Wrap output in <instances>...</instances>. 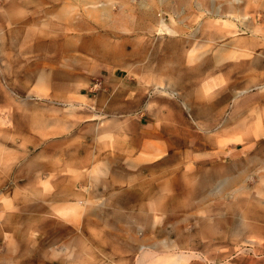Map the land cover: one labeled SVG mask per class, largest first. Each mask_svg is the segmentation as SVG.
<instances>
[{"label": "rangeland", "instance_id": "rangeland-1", "mask_svg": "<svg viewBox=\"0 0 264 264\" xmlns=\"http://www.w3.org/2000/svg\"><path fill=\"white\" fill-rule=\"evenodd\" d=\"M100 2L107 3L111 14L95 19L87 13L91 5H78L73 0H0V264H65L51 255L59 252L60 257L67 256L68 246L82 238L92 250L89 257L92 264H264V245H257L264 244V165L258 158L247 163V176L234 184L225 200L217 201L212 196L211 201L199 207L204 214H173L168 204L178 202L184 193L181 182L167 180L163 185L165 207L162 211L168 215L158 216L160 221L151 223L145 231L136 232L118 222L115 211L105 208L108 200L105 195L97 200L98 207L96 204L85 207L83 215L66 222H62L52 208H47L43 214H35L36 208L30 210L32 214L22 213L18 217L25 224L20 227L18 240L12 243L7 239L11 234L8 225L1 221L5 214L4 203L20 189L42 191L53 187L56 193L70 190L78 194L80 204L85 206L88 199L96 196L91 180L94 166L101 159H93V154L98 157L102 150V156H109L114 145L117 164L129 172L131 158L123 153L126 146L129 149L127 141L120 135L116 139L104 135L120 130L115 125L121 120L116 111L125 106L123 91L129 89L131 105L139 110L133 114L135 119H131V127L140 129L135 122L145 118L144 130L149 126L160 129L163 137L155 145L174 151L168 155L179 161V168H174L177 176L187 175L189 180L191 170L197 174L209 169L210 177L215 179L211 190L216 193L224 183V178L219 177L223 172L228 171L230 175L239 167L244 168L248 159L264 155V0ZM103 4L97 6L101 8ZM229 5L232 6L231 14L222 16V8H229ZM65 7L70 10L69 17L60 20L59 11ZM5 10L13 13L12 16H7ZM157 14L158 17L154 16ZM158 18L165 21L172 33L161 35L157 32L160 28ZM137 20H146L147 27L139 26ZM49 30L57 45L51 47L50 52L43 47L35 49L36 44L49 41L46 39ZM18 34H21L19 40ZM65 41L68 46L63 44ZM70 43L76 47H71ZM171 43L177 44V55L169 46ZM217 49L235 53L184 86L168 89V95L156 90V84L163 88L173 85L169 76L187 67L190 57ZM19 52L29 55L22 53L19 58ZM42 69L52 74L49 90L38 79L43 74ZM113 74L118 82L109 84ZM101 95L103 103L107 104L106 110L111 111L87 113L84 103L78 100L80 96L89 97L100 106ZM210 104L216 109L204 115L201 109ZM240 106L245 109L237 112ZM152 111L157 114L149 119L147 115ZM172 126L179 127L178 133ZM44 132L47 133L46 141ZM203 143L209 145V150H219V155L199 157L186 152ZM187 161L188 166L184 167ZM143 173L145 176L146 171ZM132 186L139 191L141 188L140 193L135 192L137 198L146 196L147 183L138 181ZM129 187V184L125 186ZM98 197L102 196L97 194ZM220 202L227 205L222 215ZM236 203L248 214L246 218L252 226L240 224L241 208ZM207 217L217 220L216 230L203 237L179 238L185 233L191 235L197 221ZM27 228L28 236L22 237ZM254 240L256 244L251 242Z\"/></svg>", "mask_w": 264, "mask_h": 264}, {"label": "bare ground", "instance_id": "bare-ground-1", "mask_svg": "<svg viewBox=\"0 0 264 264\" xmlns=\"http://www.w3.org/2000/svg\"><path fill=\"white\" fill-rule=\"evenodd\" d=\"M17 1V0H16ZM24 1V0H21ZM70 1V0H69ZM164 1V0H163ZM235 1H239V0H235ZM73 2H75L78 5H91L90 8L87 9V13L89 16L94 17L95 19H98L99 17H102L103 15H109L110 13V8L107 6V3L104 5L103 3L100 2V0H73ZM103 2V1H102ZM166 2V1H165ZM169 2V1H168ZM190 3V2H189ZM188 3V4H189ZM227 3V2H226ZM99 4H103V6L100 8L97 5ZM135 5V4H134ZM157 5V4H156ZM155 5V6H156ZM153 6V5H152ZM196 5H194L195 7ZM188 7V6H187ZM216 7V6H215ZM222 7V6H221ZM198 8V7H197ZM196 8V9H197ZM232 8V6L229 5V8L226 6H224L222 9H224L222 12V16L223 15H228L231 11H229V9ZM155 9V8H154ZM189 9V8H188ZM195 9V10H196ZM144 10V9H143ZM154 11V10H153ZM164 11V10H163ZM175 11V10H174ZM243 11V10H242ZM5 14L12 16L13 13H11L8 10L4 11ZM239 12V11H238ZM244 12V11H243ZM113 13V12H112ZM215 13H219L218 11H215ZM221 13V12H220ZM4 14V13H3ZM70 14V10L69 8L65 7V8H61L59 11V16L61 17L60 20H67V18L69 17ZM153 14V13H152ZM214 14V13H213ZM231 14V13H230ZM162 15V14H161ZM219 15V14H217ZM73 16V15H72ZM103 16V17H104ZM158 17L157 15H154ZM167 16V15H166ZM215 16V15H214ZM213 16V17H214ZM50 17V16H49ZM14 18V16L12 17ZM57 18V17H56ZM109 18V16H108ZM162 18V17H161ZM161 18H158V24L160 25L159 30L157 31L159 34L161 35H167L172 33V30L170 28H168V26L166 25L165 21ZM188 18V17H187ZM210 18V17H209ZM234 18V17H233ZM240 18V17H239ZM238 18V19H239ZM49 19V18H48ZM77 19V18H76ZM190 19V18H189ZM188 19V20H189ZM205 19V18H204ZM212 19V18H211ZM253 19V18H252ZM169 20V19H168ZM216 20V19H215ZM228 20V19H227ZM262 20V19H261ZM264 20V19H263ZM14 21V20H13ZM12 21V22H13ZM19 21V20H18ZM47 21V20H46ZM53 21V19L51 20ZM59 21V20H58ZM75 21V20H74ZM89 21V20H88ZM204 21V20H202ZM236 21V19H235ZM65 22V21H64ZM90 22V21H89ZM226 22V20H225ZM238 22V21H237ZM45 23V22H44ZM58 23V22H57ZM68 23V22H66ZM203 23V22H202ZM201 23V24H202ZM261 23V22H260ZM93 24V23H92ZM112 24V23H111ZM134 24V23H133ZM137 24L139 26L142 27H147L148 23L146 20H137ZM175 24V21H174ZM200 24V23H199ZM251 24V23H250ZM51 25V24H50ZM114 25V23H113ZM112 25V26H113ZM211 25V24H210ZM216 25V24H215ZM43 26V25H42ZM238 26V25H237ZM107 27V26H106ZM105 27V28H106ZM201 27V26H200ZM212 27V26H211ZM72 28V27H71ZM70 28V29H71ZM76 28V27H75ZM132 28V27H131ZM215 28V27H214ZM77 29V28H76ZM115 29V28H114ZM124 29V28H123ZM239 29V28H238ZM75 30V29H74ZM202 30V29H200ZM213 30V29H212ZM109 31V30H108ZM207 31V30H206ZM241 31V30H240ZM253 31V30H252ZM2 32V31H1ZM197 32V31H196ZM199 32V31H198ZM222 32V31H221ZM108 33V32H106ZM142 33V32H141ZM224 33V31H223ZM227 33V32H226ZM72 34V33H71ZM77 34V33H76ZM112 34V33H111ZM140 34V33H139ZM158 34V35H159ZM197 34V33H196ZM199 34V33H198ZM114 35V34H113ZM143 35V34H142ZM147 35V33H146ZM233 35V34H231ZM155 36V35H154ZM246 36V35H245ZM254 36V35H253ZM66 37V36H65ZM98 37V36H97ZM114 37V36H113ZM133 37V36H132ZM196 37V36H195ZM248 37V36H246ZM255 37V36H254ZM164 38V37H163ZM193 38V37H192ZM241 38V37H240ZM25 39V38H24ZM68 39V38H67ZM73 39V38H72ZM84 39V38H83ZM260 39V38H259ZM188 40V39H187ZM79 41V40H78ZM24 42V41H23ZM93 42V41H92ZM253 44V41H251ZM95 43V42H94ZM124 43V42H123ZM129 43V42H128ZM127 43V45H128ZM216 43V42H215ZM256 43V42H255ZM254 43V46H255ZM264 43V42H263ZM27 44V43H26ZM90 44V43H89ZM105 44V43H104ZM126 44V43H125ZM226 44V43H225ZM258 44V43H257ZM24 45V44H23ZM39 45V44H38ZM44 45V44H43ZM46 45V44H45ZM65 46H68V43L65 41L64 42ZM74 43H70V46H74ZM124 45V44H122ZM199 45V44H198ZM251 45V44H250ZM259 45V44H258ZM37 46V45H36ZM42 48V44L40 45ZM53 46V45H52ZM87 46V45H86ZM93 46V45H92ZM95 46V45H94ZM109 46V45H108ZM169 46L176 50L175 55H177V53H179V48L177 46V44L175 43H171L169 44ZM229 46V45H227ZM261 46V45H260ZM24 47V46H23ZM45 47V46H44ZM76 47V45H75ZM78 47V46H77ZM83 47V45H82ZM126 47V46H125ZM133 47V46H132ZM200 47V46H199ZM203 47V46H202ZM232 47V46H231ZM251 47V46H250ZM253 47V46H252ZM258 47V46H256ZM37 48V47H36ZM90 48V47H89ZM98 48V46H97ZM131 48V47H129ZM142 48V47H141ZM230 48V47H229ZM261 48V47H260ZM39 49V48H38ZM78 49V48H77ZM113 49V48H112ZM133 49V48H132ZM166 49V48H165ZM202 49V48H200ZM211 49V48H210ZM240 49V48H239ZM255 49V48H254ZM253 49V50H254ZM41 50V49H40ZM65 50V49H64ZM86 50V49H85ZM89 50V49H88ZM87 50V51H88ZM230 50V49H229ZM83 51V50H82ZM94 51V50H93ZM119 51V50H118ZM121 51V50H120ZM119 51V52H120ZM240 51V50H239ZM243 51V50H242ZM256 51V50H255ZM33 52V51H32ZM111 52V51H109ZM137 52V51H135ZM246 52V51H245ZM86 53V52H84ZM107 53V51H106ZM139 53V51L137 52ZM136 53V54H137ZM235 53V52H234ZM232 53V51H226V50H222V49H217L215 51H210L207 52L205 55H200V56H196V57H190V61H189V65L187 67L181 68L176 70V72L172 73L171 76H169V80L173 85H169L168 88H163L162 86H157L156 85V90L159 91V93L163 94V95H168V89H172L173 87H178V86H184L186 83H188L193 77H196L197 75L207 71L212 65L216 64V63H220L223 60H226ZM28 54V53H27ZM92 54V51L91 53ZM89 54V55H90ZM111 54V53H110ZM132 54V53H131ZM203 54V53H202ZM237 54V53H236ZM264 54V53H263ZM70 55V54H69ZM107 55V54H106ZM127 55V54H126ZM130 55V54H129ZM152 55V54H151ZM102 56V55H101ZM113 56V55H112ZM233 56V55H231ZM33 57V56H32ZM74 57V56H73ZM80 57V56H79ZM108 57V56H107ZM135 57V56H134ZM170 57V56H169ZM177 57V56H176ZM31 58V57H30ZM38 58V57H37ZM43 58V57H42ZM112 57L110 56L109 59H111ZM127 58V57H126ZM130 58V57H129ZM172 58V57H171ZM230 58V57H229ZM116 59V58H115ZM124 59V58H121ZM177 59V58H174ZM240 59V58H239ZM37 60V59H36ZM173 60V58H172ZM69 61V60H68ZM139 61V60H138ZM137 61V62H138ZM235 61V60H234ZM261 61V60H260ZM70 62V61H69ZM172 62V61H171ZM230 62V61H229ZM264 62V61H263ZM126 63V62H125ZM174 63V62H173ZM64 64V63H63ZM68 64V63H67ZM113 64V63H112ZM176 65V64H175ZM252 66H256L257 64H251ZM261 65V64H260ZM259 65V66H260ZM1 66V65H0ZM117 66V65H116ZM78 67V66H77ZM76 67V68H77ZM3 68V66H2ZM49 68V67H48ZM59 68V67H58ZM63 69V68H62ZM138 69V68H137ZM43 70V69H42ZM66 70V69H65ZM67 71V70H66ZM71 71V70H69ZM74 72V71H73ZM65 73V72H64ZM72 73V72H71ZM127 73V72H126ZM62 74V73H61ZM125 74V73H124ZM123 74V75H124ZM41 75V74H40ZM64 75V74H63ZM72 75V74H71ZM120 76V75H119ZM135 77V76H134ZM140 77V76H139ZM53 78V77H52ZM4 79V78H3ZM39 81L41 83V85L47 87L50 86V81H51V75L47 74V73H43L39 78ZM221 79V78H220ZM4 81H6L4 79ZM6 83V82H5ZM53 83V80H52ZM206 83V82H205ZM112 84V83H111ZM133 84V83H132ZM205 85V84H204ZM210 85V83H209ZM219 85V84H218ZM52 87V86H51ZM34 89V88H33ZM32 89V90H33ZM84 89V88H83ZM166 89V90H165ZM117 91V90H116ZM51 92V91H50ZM107 92V91H106ZM83 93V92H82ZM242 93V92H241ZM35 94V92H34ZM113 94V93H112ZM211 94V93H210ZM238 94V93H237ZM247 94V93H246ZM50 95V94H49ZM171 95V94H170ZM240 95V94H238ZM31 96V95H30ZM43 96V95H42ZM45 96V95H44ZM43 96V97H44ZM237 99V98H236ZM41 100V99H39ZM183 100V99H182ZM23 101V100H22ZM35 101V100H34ZM71 101V100H70ZM89 101V100H88ZM25 102V100H24ZM190 103V102H188ZM24 104V103H23ZM27 104V103H26ZM25 104V105H26ZM61 105V104H60ZM186 105V104H185ZM258 105V104H257ZM24 106V105H23ZM256 106V105H255ZM254 106V108H255ZM12 107V104H11ZM70 107V106H69ZM74 107V106H73ZM185 107V106H184ZM216 106H214V104H210L208 106H205L201 109L202 113L204 115L209 114L212 110H215ZM258 107V106H257ZM65 108V107H64ZM145 108V107H144ZM186 108V107H185ZM188 108V107H187ZM233 108V107H232ZM72 109V108H71ZM191 109V108H190ZM19 110V109H17ZM74 110V109H73ZM256 110V109H255ZM258 110V109H257ZM67 111V110H66ZM261 111V110H260ZM20 112V111H19ZM22 112V111H21ZM77 112V111H76ZM262 112V111H261ZM250 113V112H249ZM260 113V112H259ZM147 114V113H146ZM115 115V114H114ZM240 115V114H239ZM257 115V114H256ZM71 117V116H70ZM101 119V118H100ZM105 119V118H104ZM137 119V118H136ZM66 121V120H65ZM64 121V122H65ZM138 121V120H137ZM226 121V120H225ZM141 122V121H140ZM225 123V122H224ZM234 123V122H233ZM202 125L205 126V124L201 123ZM144 125V124H143ZM146 125V124H145ZM144 125V126H145ZM6 126V125H5ZM99 126V125H98ZM257 127V126H256ZM264 127V126H263ZM140 128V127H139ZM259 128V127H258ZM202 131V129H200ZM258 130V129H257ZM260 131V130H259ZM201 133V132H200ZM260 133V132H259ZM264 133V132H263ZM117 137V136H116ZM114 137V138H116ZM111 138V137H109ZM122 138V137H121ZM125 139V138H123ZM122 139V140H123ZM58 142V141H57ZM100 143V142H99ZM249 145V144H248ZM202 147H205L206 145H200ZM247 146V145H246ZM219 147V146H218ZM113 148V147H112ZM220 148V147H219ZM247 148V147H246ZM245 148V149H246ZM203 151H205V149H203ZM243 151V150H242ZM114 152V151H113ZM235 152V151H234ZM204 154V153H203ZM202 154V155H203ZM227 154V153H226ZM231 154V153H230ZM149 155V154H148ZM200 155V154H199ZM198 155V156H199ZM201 155V156H202ZM205 155V154H204ZM194 156V155H193ZM203 157V156H202ZM256 158H258V160L262 161V163H264V155H258V157H254V158H250L247 160L245 167H239V169H237V171L234 174L228 175L226 182L223 184V186H221V190L213 193L211 190V186L215 185L213 184V178H209L206 174L205 177L201 179L196 180V176H193V179L187 183L185 190L187 191V199L185 200L186 202H182L180 203L178 206L176 205L175 208L177 209L179 208H186V207H191L192 209H195L193 207H195L198 204V201L206 198L208 196H216V198L218 197H223L224 194H229L232 191V188L234 187V184H236V182H238L239 180H241V178L247 176V167L248 164L253 160H256ZM56 159V158H55ZM62 159V158H61ZM207 159V158H206ZM209 159V158H208ZM231 159V158H230ZM66 161V160H65ZM120 161V160H119ZM224 161V160H223ZM28 162V161H27ZM64 162V161H63ZM116 162V161H115ZM118 162V161H117ZM132 163V162H131ZM136 163V162H135ZM138 163V162H137ZM142 163V162H141ZM201 163V162H200ZM231 163V162H230ZM64 164V163H63ZM130 164V163H129ZM67 165V164H66ZM148 165V164H147ZM22 166V165H21ZM26 166V165H25ZM63 166V165H62ZM244 166V165H243ZM125 167V166H124ZM215 166H213L214 168ZM217 167V166H216ZM222 170V169H221ZM236 170V168L234 169ZM199 172H201L199 170ZM206 172V171H205ZM33 173V172H32ZM31 173V174H32ZM252 173V172H251ZM95 178L93 179L94 181H92L93 184V189H94V193H96L95 195L97 196V194L100 195H107V196H111L113 199L112 204L110 203V205H105V208H112L115 211V215L117 216V221L122 223L124 226L126 227H131L134 231H145L146 229H148V227H150L151 222L153 223H158V221H160L159 219H157L155 216L156 213L152 212V215L154 216V218H152V221L150 220L151 218H149L148 214L146 212H144L143 208H139V207H135V208H125L127 205V196H126V190L125 189H118L117 186H124L126 181L129 179V176L124 172V170L122 168L119 167V165H116V163H114L113 160H106L105 162L101 163L100 165L96 166L94 172L92 173ZM71 176V175H69ZM84 176V175H83ZM74 178V177H73ZM83 178V177H82ZM23 181V180H22ZM84 181V180H83ZM256 181V180H255ZM71 182V181H70ZM69 182V183H70ZM48 183V182H47ZM82 183V182H81ZM215 183V182H214ZM222 183V181H221ZM74 184V183H73ZM140 184V183H139ZM255 184V182H254ZM71 185V184H68ZM47 186V185H46ZM75 186V185H74ZM217 186V185H216ZM44 187V186H43ZM238 187V186H237ZM73 188V187H72ZM79 188V187H78ZM215 188V187H214ZM65 190V189H64ZM76 191V190H75ZM143 191V190H142ZM76 193L74 192H70L69 190L66 192H59L56 193L55 192V188L53 187H49L47 188V190L44 188V190L42 191H35L34 189H30V188H24V189H20L14 196L12 197H8L5 200V214H2L1 216V221L3 224H7L8 228L7 230H9L10 232V236H7V239L10 241L15 242L18 240V234L21 232L20 227L24 226L25 221L21 220L18 216L22 213H26V214H32V212L30 211L31 209L36 208V211L34 212L35 214H43L44 212H46V210H48L47 208H52L56 214H58L59 216H61V221L62 222H66L67 220H69V218L72 217H77L79 215H82L84 213V208L87 207H92L94 206L93 204V199H88L85 202V206H83L82 204H80V202H70L65 200L67 198V196H75ZM240 194V193H239ZM66 196V197H64ZM218 196V197H217ZM243 197V196H242ZM73 198V197H72ZM215 198V197H214ZM70 199V198H69ZM212 199V198H211ZM242 199V198H241ZM263 199V197L261 198ZM207 200V199H206ZM213 201V200H212ZM205 202V200H204ZM210 203V202H209ZM152 206V205H151ZM236 206L241 208L240 204L236 203ZM248 206V205H246ZM204 207V206H203ZM211 207V206H210ZM245 207V206H244ZM237 208V207H236ZM235 208V209H236ZM202 209V208H201ZM243 209L241 208V213H240V224H243L244 226H252L251 222H249V220L246 218V212L242 211ZM198 212V211H197ZM235 212H237L235 210ZM238 214V213H237ZM236 215V214H235ZM152 216V217H153ZM48 217V216H47ZM208 218V217H207ZM205 219V218H202ZM82 221V220H81ZM27 222V221H26ZM1 223V222H0ZM23 228V227H22ZM191 228V227H190ZM217 229V220L215 219H207L206 221H197V226L193 229V231H191V235L190 234H182L179 236V238L182 237H189V238H195V237H203L205 236V234L211 232L212 230H216ZM192 230V229H191ZM24 232V236L22 237H27L29 234V228H27L26 230L23 231ZM137 235V234H136ZM135 235V236H136ZM175 235V234H174ZM154 236V235H153ZM6 237V236H5ZM144 237V236H143ZM150 237V236H149ZM153 238V237H152ZM147 239V237H146ZM74 241H78L75 245H69L68 246V255L67 256H63L60 257L59 256V252L52 254L51 257H54V260H57L60 263H65V264H92L91 260L89 259V257L92 255L91 252L92 250L90 248H88L87 246V242L84 238L77 240L75 239ZM146 241V240H145ZM254 242L255 244L257 243L255 240L251 241ZM257 245H261L263 246V243H258ZM66 247V245H64ZM157 247V246H156ZM245 247V246H244ZM14 248V246L12 245V249ZM222 248V247H221ZM226 248V247H225ZM1 249V248H0ZM143 250L142 247H140V250ZM229 249V248H228ZM242 249V248H241ZM14 250V249H13ZM251 250V249H250ZM121 251V250H120ZM134 251V250H133ZM144 251V250H143ZM214 251V250H213ZM242 251V250H241ZM240 251V252H241ZM54 252V251H53ZM52 252V253H53ZM2 253V251H1ZM122 253V252H121ZM146 254H149L146 252ZM156 253H154L155 255ZM150 255V254H149ZM153 255V256H154ZM160 255V254H159ZM166 255V254H165ZM199 255V254H198ZM208 255V254H207ZM206 255V256H207ZM145 257L147 255H144ZM164 256V255H163ZM232 256V255H231ZM52 257V258H53ZM143 257V256H142ZM144 257V258H145ZM148 257V256H147ZM198 257V256H197ZM205 257V256H204ZM141 258V257H140ZM139 258V259H140ZM152 258V257H150ZM173 258V257H172ZM171 258V259H172ZM196 258V257H195ZM194 258V259H195ZM226 258V257H225ZM163 259V258H162ZM206 259V258H205ZM227 259V258H226ZM234 259V258H233ZM138 260V259H137ZM142 260V259H140ZM139 260V261H140ZM191 260V259H190ZM193 260V259H192ZM191 260V261H192ZM200 260V258H199ZM148 261V260H147ZM202 261V260H201ZM143 262V261H142ZM183 262V261H182ZM186 262V261H185ZM184 262V263H185ZM118 262H111V264H115ZM139 264V263H138ZM188 264V263H187ZM192 264V263H191Z\"/></svg>", "mask_w": 264, "mask_h": 264}, {"label": "crops", "instance_id": "crops-1", "mask_svg": "<svg viewBox=\"0 0 264 264\" xmlns=\"http://www.w3.org/2000/svg\"><path fill=\"white\" fill-rule=\"evenodd\" d=\"M50 33H51V31L49 30V33L47 34V36H49V37L46 38L49 41L47 43H44V45H42L43 50H48L49 52L51 50V47L57 45V44L53 43ZM16 36H17L18 40L21 38V34H18ZM28 36L29 35H27L26 38ZM25 40H27V39H24V41ZM36 45L34 46L35 49H37L36 47H41L40 46L41 43L39 45L38 44H36ZM28 49L31 50V48H28ZM22 53L23 54H27L28 52L27 53L26 52H19V56H18L19 58L21 57L20 55ZM45 54L46 53H44V55ZM28 55L29 54H27L25 56H28ZM23 69H25V67H23ZM158 71H160V70H158ZM42 72L44 74L47 73V74L51 75L50 86H47V87L44 86L45 89L49 90L50 87L52 86V80H53L52 74H51V72L48 73L44 69L42 70ZM62 79H64V78H62ZM117 82H118V77L116 75H114V74L111 75L110 76V80H109V84H111V83L114 84V83H117ZM154 82H155V80H154ZM156 85H158V84H156ZM70 87H71V84H70ZM123 88H125V87H123ZM123 92H124V95H126V97H124L125 98V101H124V105L125 106L121 110L116 111L120 115V119L121 120L115 122V125H118V129H120V130L111 131V133L109 132L108 134H104V135H107V136L111 137L112 139H116L117 135L123 136V138H125V140L129 144V149L126 146L124 151H123V153L126 156L130 155L131 162H132V163L130 162V165H129V172L123 169L124 172L129 176V179L126 181L124 186H120L118 188V189H122L123 188V189H125L127 191L126 192L127 193L126 196H127L128 199H127V205H126L125 208H128V209H130V208L132 209V208H135V207L143 208L144 212H146L148 214L149 218H151L150 219L151 221H152V218H154V216L152 215V212H155L156 213L155 216H157V217L158 216L168 215V213L162 211V208L165 207V205L163 204L164 191H165L163 185L168 180L167 182H171V183L172 182H177V183L181 182L182 183V191L184 193V196L181 197V199H179L178 202L173 203V204L169 203L170 205L168 204L167 208H171V211H172L173 214H183V215H189L190 213H196V214H199V215L200 214H204V212L200 211L199 207H202L201 205L203 203L205 204L207 201H211V198H213L212 196H208L206 198H203V199L199 200L198 204L195 207H193L195 209H192L191 207H186V208H179L178 207L176 209L175 206L176 205L178 206L183 201L186 202L185 200L187 199V191L185 190V187H186L187 183H189L193 179L194 175L196 176V180L201 179V177L204 178L205 174L209 178H212V177H210L212 175L211 172L209 171V169H206V171H208V172L197 173L196 174L195 173L196 171L191 170L192 176L190 177L189 180L186 179L187 175H182V177L181 176H177L176 170H174V168H177V167L179 168V166H180L179 165V161L175 160V158L173 160V157H170L171 155H168L169 154L168 152L171 151V150H169V148H168V150H164V149H162V147L161 148L160 147L157 148V146L155 145L156 141L162 140V137H163L161 132H160V129L157 128V126H156V128L152 127V126H149L148 129L144 130L142 128V126L144 124L145 118H140L138 122L134 121L136 123V125L138 127H140V129L136 130V128H132L131 127V125H132L131 119H133V117H134L133 114L137 113L139 110L135 106L131 105V98H132L131 90L129 89L128 91H123ZM78 100L80 101V103H84L82 105L86 106L85 110L87 111V113H89V112L91 113L92 112L94 114L95 110L99 111L98 113H103L106 110V108H107L106 107L107 104L103 103L102 95H101V97H99L100 106L95 105V103H94L95 101L92 100L89 97H85L84 96V98H83V96H80L78 98ZM126 105H128V106H126ZM252 108H250V109L252 110ZM243 109H245L244 106H240V107H238L237 112H241V110H243ZM106 111H111V110H106ZM156 114L157 113H155V111H152V113L150 115H147V117L149 119H152L153 117L156 116ZM134 119H135V117H134ZM95 127H97V126H95ZM203 127H205V126H203ZM173 128L177 129L176 130L177 133H178V130H180L179 127H177V126H172V129ZM29 132L30 131H28V133ZM20 133H23V132L20 131ZM190 133H192V132H190ZM43 135H44L43 136V139H44L46 137L47 133L44 132ZM114 137H116V138H114ZM203 140L205 141V138ZM206 140L209 141L210 139L206 138ZM44 141H46V139H44ZM136 145H137V147H140V149H137ZM204 145H206V146L205 147L200 146V147H197V148L194 147L193 150L186 149V152L189 153V154H191V153L192 154L195 153L197 155L200 154L199 157H202V156L203 157H208L210 155L211 156L219 155V150H217V149L209 150V147H208L209 145H207V143L204 144ZM132 147L135 148V150L134 149L132 150ZM115 148L116 147L114 145L113 148H111V150L115 152V150H116ZM203 149H205V151H203ZM97 151H98V149H97ZM101 151L102 150L99 151L98 157H96L93 154V159L94 158H96L97 160L101 159V160H98V163H99L98 165H100L101 163L105 162L106 160H113L114 163H116V165H118L117 164L118 162L116 161V158H118V155H115V153L112 152L111 154L108 153L109 156H105L104 157V156H102L100 154ZM213 151H217V153H212ZM171 152L173 153L174 151H171ZM135 154H137V155H135ZM187 164H188V161L186 162V165L184 167H187L188 166ZM98 165H95L94 167H96ZM263 165H264V163H263ZM165 168L167 170L166 172L164 171ZM144 170L146 171L145 176H144V173H143ZM224 170H225V168H224ZM236 171H232L231 174H234ZM223 173H224V175L223 176H219V177L224 178V183H225L226 179H227V176H228V171L223 172ZM92 177H93V179L95 178L94 175H92ZM172 178H174V179L172 180ZM180 178H182V180ZM243 178H241V179H243ZM92 181H94V180H91V183H92ZM138 181L139 182L142 181L144 183H147V185H148V186H146L147 188L144 189L145 192H146V196H143L140 199L137 198V196L135 194L136 191H139V188L137 189L136 187L134 188V186H132L133 184H136ZM214 181H215V179L213 180V182ZM127 184H129V186H130L129 189L125 188V186ZM183 185H185V187ZM221 188L219 189V191L221 190ZM167 191H168V188H167ZM140 192H141V188H140L139 193ZM227 195L228 194H224L223 197L222 196L221 197L217 196L218 198H216V196H214L215 197L214 199L217 200V201H221L222 202L223 200H225L227 198ZM75 196L76 197L69 196L67 201H70L72 203L78 202L80 197H78L77 193L75 194ZM103 196H105V195H103ZM103 196L101 198L100 197L97 198V196L92 197V198H95V199H93L94 206H95L97 200L104 198ZM107 197H108V200L106 201L107 205H110V203L112 204V202H113L112 197L111 196H107ZM92 198H90V199H92ZM137 200H139L138 203L135 202ZM204 200H205V202H204ZM221 202L219 204V210H221L220 213L222 215V211H225L227 209V205H226V203H225V205H223ZM100 206H103V204L102 205L100 204ZM97 207H98V205H97ZM215 209H217V208L215 207ZM175 210L178 211V212H175ZM209 216H211L210 213H209ZM207 219H211V218H207ZM207 219L205 218V219H203L201 221H206ZM151 223H153V222H151Z\"/></svg>", "mask_w": 264, "mask_h": 264}]
</instances>
